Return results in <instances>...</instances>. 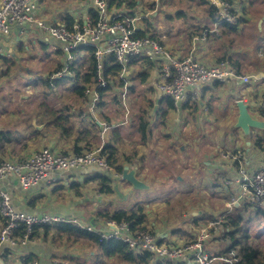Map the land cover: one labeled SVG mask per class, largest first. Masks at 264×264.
<instances>
[{"label": "crops", "instance_id": "crops-1", "mask_svg": "<svg viewBox=\"0 0 264 264\" xmlns=\"http://www.w3.org/2000/svg\"><path fill=\"white\" fill-rule=\"evenodd\" d=\"M35 1L41 6V9L37 15L48 23H68L66 18L68 19V17H70L73 20V24H81L86 20L87 17L91 16V10L93 11L92 0L86 8H80L79 10H77V12L70 7L59 8V3H64L65 0H59L58 5L55 4V1L53 2L50 0ZM229 1L232 4H234L235 2V4L238 3L242 5V3H240V0ZM249 2V7L246 5L248 9H244V12L240 14L242 17V22L239 26L223 24L219 30V36L210 37L205 42L194 41L193 39L191 43H189L190 45L187 48L182 47L181 41V43H179V45H181V50L179 51L178 56H185L189 52L190 54H195L198 59L209 65H213L220 62L221 60L228 59L233 66L238 68L244 74L243 70H245V67L241 63V61H244L243 50L246 48L247 50H249L250 47L249 45H245L244 49L236 50L233 47V44H230V42L232 40H235V34H248L249 31L253 32V30H260L263 33L264 30V0H249ZM140 4L141 1L138 0L137 6L134 8H126L125 6L117 5H115L114 8L122 12L128 10L130 12L137 13L142 11ZM208 24V26L198 25V28H195V30H193V32L191 33L200 34L204 28L211 27L214 24V19L210 15H208ZM138 25L140 29L144 28L141 23H139ZM193 27H196V25H192L190 29H192ZM36 31L37 30H34V27L30 26H26V28L24 29L15 27L11 36L2 40L3 54L1 55L7 60V62L4 64H7L9 62V57H19L16 52L17 49L20 50L19 52H23L25 49L24 45H26L28 42H30L32 45H39L43 48H47L50 44H53L51 38H47L46 36L42 35L41 33L39 34ZM255 35L256 33L254 34V36ZM247 38L249 37L245 35L242 40L246 41ZM216 43L219 44L218 48L214 46ZM223 44H227L228 48L223 50L222 54L221 46ZM29 49L30 46L26 48L27 51H29ZM252 49L253 48H251L250 50ZM187 50L188 52L186 54ZM261 50H264V45L259 47L258 52H261ZM239 51L242 52L241 56L239 55ZM218 56L222 57L217 58ZM257 60L259 61L258 63H256L255 61L254 65H251L254 68L251 76L260 79L255 83L257 86L258 84L260 85L258 86L260 88V92L256 98L250 95V97L248 96V100H246L247 95L245 93H239V91H236V86L238 84H242L241 81L238 79H231L225 83L217 81L209 84L203 90L202 96L195 102H192L191 100L188 104H184L181 106L174 103V109L169 108L167 101L168 97L164 96L157 88L156 83L159 76L156 72V65L149 66V68L146 67L147 71L144 73H147L148 75H151L152 69H155L154 79L152 80V89L150 90L155 95V98H153L152 95H150L149 98V103L152 105V114H150V116H152L153 118H149L148 120L147 115L143 116L144 122L147 125V135L145 142H137L133 154L129 156L132 159V164L129 165L125 163V166H129L130 169L135 168L137 170V177L150 186V188L148 189L149 191H153V189L163 190V185L168 184L170 190L167 191L170 192L167 193V191L163 190L165 193L163 199L167 194H170L173 191L179 192L181 190V193L191 194V191L197 190L196 193L199 195V197L205 198L206 203H203L200 207H197L198 204L195 203L194 207L190 209L191 213L184 215L186 219H183L182 211H180L177 212L179 217L177 216V214L176 217H172L175 219L172 220L173 222L171 226L170 223L166 221L165 217H163V219H159L158 221H152L149 216V211L150 209H154L155 204L157 206L163 207V199L159 202L154 201L153 199L148 198V196L142 194L143 191H137L133 189L130 184L124 182L121 179V176H115L114 174L104 172L96 167H90L84 171L57 173L54 175V177L57 179L56 182H52L50 184L41 182L40 184L28 190L22 189L18 181L15 178L10 177L0 182V188L6 190L11 194L12 202L18 212H23L31 215L47 213L54 215L61 214L68 217L74 216L78 220H82V222L94 229H97L96 226H101L99 227V229L104 230L106 221H104V219L102 218H96L97 213H99L101 210L99 209L100 211L98 210L95 212V206L94 208H92L93 210L91 213L88 214L87 212H84V210L78 208V206L79 203L86 204L88 198H84L83 194H81L80 196L78 195L79 198L82 197V199L78 200L77 202L74 200L76 196L71 192V190H74V184L76 187H78V185L79 187L99 185V176L106 175L111 180L110 186L113 192L111 194H107L101 191L100 186L96 187L99 194V204L102 206V211L103 209H108L111 211L126 210L135 208L138 205H142L146 214V222L144 224L145 228L151 230L154 234H156L161 239V242L179 245L193 240L197 235L199 228L209 224V222L213 221L216 215H218L214 211L215 208L222 209V207H224L226 210L227 204L231 202L234 195L240 193L241 189H239V184L235 181V179L237 178V171L239 166L231 159H215L212 154L211 156L208 155L206 157L207 160L199 161L200 158L198 155L200 150L198 151V148H196V144H198L199 142L197 141V139H195V132H193L194 130L192 131L189 128H195L196 125L198 126L197 129L200 130L204 128L217 130L219 128H222L219 123L222 118H226V120L223 119L225 121H229L232 119L236 122L238 117V109L235 105L234 100H241L242 98L246 103L249 104L250 108L251 104L253 105L252 110L257 116L259 111L258 103L264 93V59L259 57V53ZM255 63L257 65H255ZM1 64L3 65V63ZM140 64L141 63L134 64V66H139ZM132 67L133 65L130 66V69ZM130 69L127 73L128 83H132L134 79V77L132 76V71ZM155 76L157 80L155 79ZM220 88L226 90L225 95L228 97V100L224 103L222 102V100H218L220 98ZM129 91L132 92V87H129ZM239 94H244V96L242 97L241 95L240 98L238 96ZM109 111L111 110H103L104 113H108ZM177 112H179V114L182 115L183 118H185L187 113H192L193 116V119L191 120L186 119V127L185 123H183V129L180 128L181 131H177V136L179 138L178 141H174L175 136L172 133H160L161 138L159 139V141L155 142V140L152 138L154 136L153 130H158L160 125L161 129L159 130L162 131V129L166 127L165 125H167V119L169 115ZM129 113V110L126 111V114L129 115ZM87 115L81 116V120L83 122L80 123L79 127L78 125L75 126L76 132L77 130L79 131L82 128H88L91 130L90 125L92 124V121L90 120L92 119V117H88ZM174 116L176 115L174 114ZM218 116L223 117L220 118ZM1 119L3 118H0V121ZM1 124L4 123H0V129L4 127ZM96 124L99 126L100 132L96 139L103 138L102 145L106 143L113 144L119 149L121 142H123L124 140L121 135L123 133V126H125L126 124L116 123L122 125L116 126L115 128L107 131H104L103 127H101L99 123L96 122ZM173 127H175V129H178L179 125L178 127L177 125L172 126L171 129H173ZM135 128H137V126H135ZM186 129H189V131L185 133ZM56 133L58 134L57 136L60 140L58 141V144L54 145V147H51V149L59 150L63 153L74 152L76 147L75 134H73L71 137H68L64 134L62 135L59 131H56ZM136 133L140 134L138 131L135 132V134ZM240 134L242 135V138H238L237 140H230L231 146L229 148L232 150H239L240 152L242 151L243 161H245L249 167L258 168L260 166H264V151L260 150L254 145V140H251V145H247V141L244 140L243 133L241 131ZM199 135H201V133ZM17 137L20 141V135ZM37 137L38 134L36 133L34 134V136H31L30 140L40 141V139L42 138L38 137V139H36ZM150 138H152V141L154 140V142L151 143ZM253 138L255 139V137ZM104 139H106L107 141ZM207 140L208 139L204 138L201 144H203L204 146L215 145L208 143L205 144V141ZM208 141L210 143H213L211 142V137H209ZM54 142H52V144ZM93 142L94 143H92L91 145L94 148L96 146H100L96 145L95 139H93ZM159 145L163 147L165 146L164 150H166V152H162L160 149L155 147ZM77 147L82 149L86 148V145L84 142H79ZM14 148H12V150ZM7 149L3 152L4 159L14 160L15 157L12 156V153L7 152ZM30 156L32 155L25 156V158H28ZM20 159L23 158L20 157ZM194 175L196 176L194 177ZM188 178H191V181H189ZM175 181L177 182V184H174ZM132 189L135 192H132ZM109 196L113 198L114 202L109 200L106 203H102L105 202L104 200L108 199ZM129 198H132V200H134V204H137H133L134 207L131 206L125 208L124 206L132 205L131 203H129ZM247 209L248 206L244 201H242L239 205L237 204L234 213L237 211L238 215L240 216V213H243V210ZM234 213L231 216L232 219H235ZM174 223H178L179 227H175L177 225ZM93 224L97 225L95 226ZM2 226L3 218L0 214V231L2 229ZM54 236L55 233H52L49 238L41 236L36 240H27V242H25L24 244L19 243L15 247L0 245V264H25V261L31 258H34L33 262H37L38 264H64L65 262H69L68 260H66L67 257L82 259L85 264H94L95 262H91L92 260L90 259V256L95 255H97L103 262L101 264H104L108 259L104 255H102L99 247L94 246L87 241L84 243H73L72 240L67 241L66 238L58 239L54 238ZM213 243L214 242H212V244ZM211 246L216 249L215 245Z\"/></svg>", "mask_w": 264, "mask_h": 264}, {"label": "built area", "instance_id": "built-area-1", "mask_svg": "<svg viewBox=\"0 0 264 264\" xmlns=\"http://www.w3.org/2000/svg\"><path fill=\"white\" fill-rule=\"evenodd\" d=\"M206 1L210 7L216 9L214 24L204 28L200 34H194V41L205 42L210 37L219 36L223 24L233 26L241 24L242 17L236 12L235 4L229 0ZM92 8L96 18L89 16L81 24L70 26L68 23L54 24L43 20L37 15L41 6L35 0H0V55L3 54L2 40L10 37L15 27L22 29L26 26L34 27L37 33L51 38L53 43L59 45L64 55L63 67L53 74L50 81V87L56 89V81L64 77L73 78L72 68L78 63L77 59L86 58L83 63L86 64L88 49H94L97 84L87 87L84 102L87 104L89 114L104 131L123 124L112 125L98 119L103 112L104 100L99 88L108 86L104 69L105 60L109 56H113L121 67L117 78L123 86L118 96L122 107L127 111V102L130 99L127 73L132 60H136L137 64H142L146 60L154 63L159 76V81L156 83L158 90L179 106L188 104L191 100L195 102L202 96L203 90L213 82L225 83L231 79H238L243 84H250L260 80L243 74L228 59L208 65L195 54L186 57L173 55L160 39L150 36L137 37L136 33L140 30L138 24L145 18L141 12L116 10L114 6L111 7L110 0H92ZM259 57L264 59V50L259 52ZM258 108L256 118L264 120V93ZM222 155L239 166L235 181L241 191L227 204V210L221 218H215L209 224L202 226L193 240L179 245L161 242V239L149 229L133 232L130 224L125 221L107 222L104 230H101L88 225L80 226L77 218L66 215L47 213L31 215L18 212L12 202L11 194L0 188V214L3 218L0 245L15 247L19 243L27 242V237L23 240L17 237V230L22 225L27 228L28 236L35 226L75 223L88 231L98 233L104 239L122 240L136 252H149L154 255L155 263L247 264L240 254V247L235 245L238 236L231 235L236 230L231 223V216L236 204L239 205L242 201L252 212L264 210V166L249 167L243 161V154L239 150L224 149ZM90 167H96L115 176L119 175L108 163L107 156L102 152V146L81 153H63L46 147L28 158L4 160L0 163V182L13 177L22 189L28 190L41 182L48 184L56 182L54 175L57 173L84 171ZM211 242L224 243L225 249L223 252L211 255L207 252V246Z\"/></svg>", "mask_w": 264, "mask_h": 264}, {"label": "rangeland", "instance_id": "rangeland-1", "mask_svg": "<svg viewBox=\"0 0 264 264\" xmlns=\"http://www.w3.org/2000/svg\"><path fill=\"white\" fill-rule=\"evenodd\" d=\"M55 1V4L58 5L59 0H50ZM91 0H65L64 3H59L58 7L63 8H72L77 12L80 8L84 9L87 7V5L90 3ZM141 4L140 7L142 9L141 13L143 16H145L146 21L140 22L143 27L147 26V23L150 24L151 33L157 34L159 39L164 43L165 47L173 54L177 55L179 51L181 50V43L182 41V47L187 48L193 40V35L191 32L197 29L198 25L200 26H208V9L209 5L208 3H202L201 0H140ZM155 2V3H154ZM156 2L158 4H156ZM40 3V2H39ZM154 3V4H153ZM240 3L242 5L238 4L236 5L235 2V10L238 14H241L244 12V9H248L250 2L249 0H240ZM247 5V6H246ZM192 25H196V27H192ZM259 28V27H258ZM259 31V32H258ZM253 30V32L249 31L248 34H235L234 39L230 42V44H233V47L236 50L244 49L245 45H249L250 49L247 50L244 49V61H241V63L244 65L245 70L244 74H247L251 76L254 68L251 65H254V62L258 63V49L260 46H263L264 41V30L263 33L260 30ZM242 33V32H241ZM256 35L254 36V34ZM192 34V35H191ZM243 35V36H241ZM247 35L249 38L246 39V41H243L242 38ZM25 46V49L23 52H19L20 50L17 49V55L19 57L17 58H10L9 62L7 64H1L0 66L3 68L2 72H5V75L3 77H0V123L6 129H11L14 134L17 136L20 135L21 139L19 142L16 143V147L12 150V148H8L7 152L12 153V156L15 157L14 160H18L21 158H25V156L33 155L34 153L38 152L42 148H50L54 147V145L58 144V141L60 140L58 138V134L55 132L52 125L51 118L46 115V108L42 107V104L45 103L46 106L53 107L60 109L64 106H67L70 101L73 103L72 110L74 107V114L77 116V114H80L82 112V115H89V111L87 108V104L84 102V98H74L72 99V94L70 88L74 85V80L71 81H62L57 85V88L54 90L48 91L47 88H44L42 86L41 80L46 79L47 75L55 72L56 68L59 67V65L64 64V55L63 53H59L61 51L60 46L53 43L50 44L47 48L40 47L39 45H32L30 42H28ZM30 46L29 51L26 50V48ZM215 47H219V44H215ZM243 47V48H242ZM228 45L223 44L221 46L222 54L223 50L227 49ZM186 50V49H185ZM188 50L186 51L187 54ZM239 55L241 56L242 52L239 51ZM190 53L188 52L187 55L182 56L186 57L189 56ZM85 56V53L83 54ZM252 56V57H251ZM222 57V56H221ZM217 57V58H221ZM86 58L79 57L77 59L79 64H83ZM263 61V60H262ZM244 62V63H243ZM255 63V65H257ZM85 65V64H83ZM209 65V64H208ZM146 64H140L139 66H134L130 69L132 71V76L134 77L132 83L129 82V87H132V92L130 91V99L129 102H127V107L129 110V115L126 114V109L122 107L121 103L118 101V99H115L116 96H118V93L120 91L119 87V79L117 78L113 83L112 92L108 93L103 96L105 101V104L102 103L103 110L110 109L108 113H106L108 116L105 119H108L109 117L113 119V123H125L126 125L123 126V133L122 138L124 139L123 142H121V145L119 147V152L122 156H130L133 154V151L136 148L137 142H141L142 137L140 134L136 133L138 131V125L140 123V118H144V115H147L148 120L149 118H153L150 116L152 114V105L149 103L150 95H152L153 98H155L152 91V80L154 79V72L155 69H152L151 75L147 74V78L143 80L140 73H144L147 71ZM257 70V69H256ZM156 79V76H155ZM158 79V80H157ZM156 80L159 81V78ZM62 80V79H61ZM258 86H260L258 84ZM255 83L250 84H238L236 86V91H239V93H245L246 100H248V96L252 95V97L256 98L259 95L260 88ZM221 89V88H220ZM228 90V88H227ZM224 89H221L219 91L220 98L219 101L222 100V102H226L228 100V97L225 95ZM47 93V96H46ZM244 96V94H239L238 96L241 98ZM237 98V99H240ZM243 99V98H242ZM245 99V98H244ZM237 100H234L236 102ZM252 103V101H251ZM250 103V104H251ZM253 105L251 104V108L249 107V111L256 116L254 113ZM136 112V115H135ZM145 113V114H144ZM155 113V111H154ZM104 113H101L99 115V119L102 122H108L107 120H104V117L102 116ZM174 114L176 116H174ZM170 114L167 119V125L161 130V127L159 125L158 130L154 131V136L152 137L155 142L159 141L161 138V134L166 133H172L174 134V141H178V133L177 131H181L180 128L183 129V123H185L186 127V119H193L192 113H187L185 118H183L182 115L179 114V112ZM87 115V116H88ZM156 115V114H155ZM76 116L73 117L72 122L76 125H80V119L77 120ZM103 118H102V117ZM223 117V116H218ZM34 119L37 122L38 126H43L41 130H35L33 127V121ZM226 118H222L221 121H219L220 126L222 128H219L217 130H212L211 128H204L202 130L197 129L198 126L195 125L196 131L194 127L189 128L190 130H194L195 132V139L199 142L196 144V148H198L199 151V161L207 160L208 155H212L217 158H223L227 159L222 155V150L224 149H230L231 141L230 140H237L238 138H242V135L240 134L239 129H235L234 123L235 120L232 121H225L223 120ZM77 120V121H76ZM156 120V119H155ZM76 121V122H75ZM75 125V126H76ZM179 128L175 129V127L172 128V126H176ZM137 126V128H135ZM168 126V127H167ZM137 129V130H136ZM189 129H186L185 133L189 131ZM173 130V131H172ZM42 133L44 136L39 140L33 141L30 140L31 136H34L36 133ZM58 132V131H57ZM161 133V134H160ZM201 133V135H199ZM262 131L254 130L251 134V140H254L253 137L262 136ZM187 135V134H185ZM27 136V137H26ZM30 136V137H28ZM209 137H211L210 143ZM244 140L245 136L243 134ZM152 138H150V142L152 141ZM177 138V140H176ZM206 138L208 139L205 141V144H215L213 146H204L201 144L202 140ZM42 140V141H41ZM96 140V145H102L103 144V138H98ZM106 140V139H104ZM140 140V141H139ZM55 141V142H54ZM57 141V142H56ZM107 141V140H106ZM52 142H54L52 144ZM60 146V145H59ZM99 146V147H100ZM154 146V145H153ZM244 146V145H243ZM158 149H160L162 152H166L164 150L165 146H155ZM245 147V146H244ZM58 148V147H57ZM95 148H98L96 146ZM93 147V149H95ZM152 148V147H151ZM154 148V147H153ZM92 149V148H91ZM58 152H62L59 150H54ZM241 153H243L241 151ZM8 158V156H7ZM202 164V163H201ZM193 174V173H192ZM196 175H194L195 177ZM120 177V175H119ZM175 179V178H174ZM189 181H191V178H188ZM222 183V181H221ZM48 184V183H47ZM174 184H177L175 181ZM100 185L96 186H82V187H76L74 186V190H71V192L76 196L75 201L78 202V200H81L82 197L79 198L81 194L84 195V198H88L86 201V204L79 203L78 208L84 210V212H87L88 214L92 212V208H96L95 212L99 209L102 211V206L99 204L100 201L98 199V191L97 188ZM101 188V187H100ZM81 189V190H80ZM163 190L167 191L170 190V187L168 184L163 185ZM162 189L160 190H154L153 191H143L142 194L145 196H148V198L153 199L154 201L159 202L163 199L165 196V193ZM197 190L191 191L189 193H181L173 191L170 194H167L166 197L162 200L163 207L157 206L155 204L154 209H150L149 216L152 221H158L159 219H163L165 217L166 221L170 223V226L172 224V220L176 217L177 212L182 211L183 219H186L184 215L191 213L190 209H192L195 205V203L198 204L197 207H200L203 203H206L205 198L199 197V195L196 193ZM132 192H135L132 189ZM170 191H167L169 193ZM79 195V196H78ZM173 196V197H172ZM235 196V195H234ZM79 198V199H78ZM113 201V198L109 196L108 199H105L106 203L107 201ZM194 200V201H193ZM129 203L132 205L130 206H124L125 208L131 207L134 204V200L132 198H129ZM108 204V203H107ZM135 203L134 205H136ZM85 205V206H84ZM104 206V205H103ZM134 207V206H133ZM126 209V210H132ZM99 210V211H100ZM104 210V209H103ZM227 210V209H226ZM225 208L222 207V209L215 208V212L218 214L215 218H221V216L225 213ZM235 217L238 221L239 215L237 211L234 213ZM242 216V219L240 220V227L241 230L237 232V228L235 231L237 232L238 238H242L244 234H247V244L255 249L262 250L264 254V228H261V226L257 225V222L254 219V214L251 209L243 210V213H240ZM178 216V214H177ZM74 217V216H73ZM179 217V216H178ZM76 218V217H75ZM177 219V218H176ZM253 219V220H252ZM181 221V220H178ZM78 224L80 226H86L82 220H78ZM179 227L178 223H174ZM199 227V226H198ZM201 227L199 228V230ZM199 232V231H198ZM74 243V242H73ZM211 245H215L216 249L213 248ZM211 246V247H210ZM225 245L214 242L212 244H208V253L211 255L220 253L223 251ZM89 257V256H88ZM91 262H95L94 264H101L103 263L97 255L90 256ZM264 262V259L262 260ZM104 264H129L121 261L120 259H107L106 263Z\"/></svg>", "mask_w": 264, "mask_h": 264}, {"label": "trees", "instance_id": "trees-1", "mask_svg": "<svg viewBox=\"0 0 264 264\" xmlns=\"http://www.w3.org/2000/svg\"><path fill=\"white\" fill-rule=\"evenodd\" d=\"M202 3L207 4L208 2L206 0H201ZM138 0H110L111 7L112 6H125L126 8H134L137 6ZM209 15L215 19V13L216 9L214 7H210L208 9ZM90 15L92 18H96V14L94 11L91 10ZM68 24L70 26L73 25V20L68 17L66 18ZM146 21V18L143 19V22ZM151 33V28L150 24L147 23V26L144 27L143 29H140L137 31L136 36L137 37H146L150 36L154 39H159L157 34H152ZM61 53V51H59ZM0 62L1 63H6L7 60L0 55ZM138 62L136 60H132L130 65L137 64ZM142 64H146L147 66H153L154 63L146 60ZM97 62L94 56V49L89 48L88 49V62L83 65V64H78L72 68L74 71V76L73 78L70 77H64L60 78L56 81V83H60L63 80L64 81H71L72 79L74 80V85L71 90L72 94V99L74 98H83L85 97V92L87 90L88 86H93L97 84ZM63 65H59L58 68H56L55 72H52L47 75L46 79H42L41 83L44 88H47L48 91L54 90L50 87V81L51 77L53 74L57 73ZM2 68L0 66V77H3L5 75V72H2ZM121 70V67L117 64L115 58L113 56H109L105 60V69H104V75L105 78L108 81V86L106 88H99L101 93L103 95H106L108 93L112 92V87L113 83ZM142 76L143 80L147 78V73H140ZM62 79V80H61ZM57 84V85H58ZM119 87L122 88L123 83L119 82ZM119 95V94H118ZM47 96V93H46ZM115 99H118V101L121 103L119 100V96H116ZM168 105L170 109H174V101L171 98H167ZM72 102H75L73 100ZM70 101L67 106H64L60 109L57 108H51L49 106H46L45 103L42 104V107L46 108V115H48L51 120H52V125L55 132L59 131L61 134L66 135L68 137H71L73 134H75L76 139V147H75V153H81L84 150H92L93 146L91 145L93 142V139H96L99 135V126L96 124V122L93 120V118L90 120L92 121V124L90 125V129L88 128H82L79 131L75 130V123L72 122V119L74 116V107L72 110L73 103ZM105 104V101L102 102ZM72 105V106H70ZM104 113V112H102ZM82 112L78 114L76 117L80 119V123L83 121L81 120ZM104 117V120H107L111 124H114L112 118L105 119L107 118V114L104 113L102 115ZM101 116V117H102ZM88 117H92L90 114ZM102 117V118H103ZM138 132L140 133L143 142H145L146 135H147V125L144 122V118H140V123L138 125ZM38 137H43L44 134L38 133ZM38 137L36 139H38ZM19 141V138L13 133L11 129H6V128H1L0 129V163H2L5 159L3 157V152L6 150L8 147L14 148L16 146V143ZM79 142H84L86 145V148H79L77 147ZM96 143V142H95ZM254 145L259 148L260 150L264 151V132L262 136H258L254 139ZM92 148V149H91ZM120 150L115 147L113 144H104L102 145V152L105 156H107V161L108 163L115 169V171L121 175L122 171L125 167V163L131 165L132 164V159L128 156H121ZM124 157V158H122ZM99 185L101 191L107 194H111L113 192L110 184L111 180L108 178L106 175H100L99 176ZM75 184L73 185V187ZM254 214V219L257 222L258 226H261V228H264V210H260L258 212H253ZM239 219H232L231 223L233 226L240 227V220L242 219V216H238ZM96 218H102L104 221L110 222V221H115V222H121L125 221L128 222L133 230V232L137 230H145V222H146V214L144 211V207L142 205L136 206L132 210H108L105 209L103 211H100L97 213ZM253 220V219H252ZM97 225V224H93ZM94 226V227H95ZM101 226H96L97 229H99ZM237 232L241 230V228H237ZM237 232L235 231L231 235L233 237H236ZM52 233H55L54 238L62 239L66 238L67 241H71L74 243H84V242H89L90 244L97 246L100 248V251L102 255L109 259H120L121 261L129 264H161V263H155V258L154 255L149 253V252H136L135 250L131 249L129 245L122 240H117L115 238H110V239H104L102 238L98 233L96 232H91L88 231L86 228L80 227L78 224L75 223H59L56 225H41V226H35L31 232L27 236V228L22 225L19 227L17 230V237L19 240H23L26 237L28 240H36L39 239L41 236L43 237H48L51 236ZM248 235L244 234L242 238H238L235 245L240 247V254L243 257V260L247 264H264L262 261L264 259V254L262 250L255 249L251 246H249L246 242ZM34 258H31L29 260L25 261V264H30L32 263ZM66 260H68L71 264H85L82 259L79 258H74V257H67Z\"/></svg>", "mask_w": 264, "mask_h": 264}, {"label": "water", "instance_id": "water-1", "mask_svg": "<svg viewBox=\"0 0 264 264\" xmlns=\"http://www.w3.org/2000/svg\"><path fill=\"white\" fill-rule=\"evenodd\" d=\"M235 105L238 109V117L234 124L235 129L241 130L247 141V145H251V134L254 130L264 132V120L258 119L252 115L249 111V104L246 103L243 99L237 100ZM100 125V124H99ZM33 127L35 130H41L43 126H38L36 120L33 121ZM121 179L124 182L130 184L133 189L137 191H144L150 188L143 180L137 177V170L135 168L130 169L129 166H125ZM237 206V204H236Z\"/></svg>", "mask_w": 264, "mask_h": 264}]
</instances>
